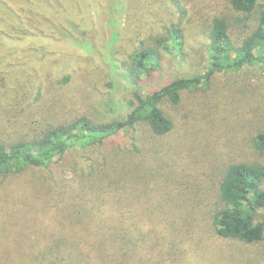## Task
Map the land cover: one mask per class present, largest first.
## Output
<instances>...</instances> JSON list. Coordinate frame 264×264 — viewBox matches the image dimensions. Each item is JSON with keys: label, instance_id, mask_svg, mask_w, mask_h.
I'll list each match as a JSON object with an SVG mask.
<instances>
[{"label": "trees", "instance_id": "1", "mask_svg": "<svg viewBox=\"0 0 264 264\" xmlns=\"http://www.w3.org/2000/svg\"><path fill=\"white\" fill-rule=\"evenodd\" d=\"M168 1L178 15L176 23L140 39L124 63L135 81L161 69L162 51L182 49L181 20L190 21L197 3ZM219 3L210 15H200L207 18L196 25L209 51L208 77L263 59L255 51L264 52V6L259 0ZM257 11V25L251 29L248 21ZM68 24L74 30L75 25ZM203 84V77L192 76L174 79L146 95L135 91L123 122L90 111L62 116L55 104L44 100L48 97L42 89L32 100L20 93L8 102L12 92L6 90L3 101L7 102L0 103V264H157L153 246L162 255H172L174 264H202L204 258L205 264H223L225 256L226 264H247L234 251L223 249L219 254L216 247L210 249L214 251L210 257L205 249L197 251V258L182 249L178 252L176 225L183 217L174 204H179L171 199L161 205L157 197L152 199L160 190L170 192L180 183L171 154L157 146L173 130L170 109ZM122 130L127 134L125 147L104 143ZM246 145L250 154L216 174L213 200L204 214L217 238L251 246L264 240V225L259 221V210L264 208V129L250 131ZM74 148L81 150L78 160L83 166L73 168L66 182L60 181L52 164ZM87 148L99 149L98 154H82ZM47 168L48 181L24 174ZM17 180L24 191L16 198ZM34 191H43L37 200L29 198Z\"/></svg>", "mask_w": 264, "mask_h": 264}, {"label": "rangeland", "instance_id": "2", "mask_svg": "<svg viewBox=\"0 0 264 264\" xmlns=\"http://www.w3.org/2000/svg\"><path fill=\"white\" fill-rule=\"evenodd\" d=\"M192 1L197 4L190 13L191 22L181 20V51H162L161 69L135 81L124 70V63L140 39L159 34L161 26L176 23L178 15L168 0H0V78H4L0 80V103L7 102L3 101L6 90L12 92L9 102L20 93L32 100L42 89L48 97L44 100L55 104L62 116L64 113L70 118L90 111L123 122L133 92L146 95L177 78L203 77L200 89L185 93L182 102L170 109L173 130L162 137L164 146L157 143L171 154L180 183L170 192L156 190L159 193L152 199L157 197L161 205L171 199L179 204L172 203L183 217L176 225L178 252L182 249L197 258V251L205 249V256L210 257L214 252L210 249L216 247L219 254L223 249L234 251L244 263L264 264V240L247 246L217 238L204 214V207L213 200L216 174L230 162L250 154L246 145L249 132L264 129V52L255 51L262 61L208 77L209 51L199 32L200 25H196L207 18L204 12L210 15L220 3ZM189 3L187 6L192 8ZM259 3L264 6V0ZM257 14L248 21L251 29L257 25ZM69 21L75 25L74 30ZM66 77L69 81L64 84ZM126 142L124 130L104 140L114 148L125 147ZM98 150L87 148L82 154L93 156ZM80 152L78 148L70 149L65 158L52 164L60 181L66 182L72 178L73 168L83 166L78 160ZM26 171L24 174L33 180L43 176L41 180L48 181V168ZM14 190L16 198L24 191L18 180ZM42 192L34 191L29 198L37 200ZM259 221L264 225V208L259 210ZM152 250L157 254V264H174L172 255L158 253L155 246ZM205 259L202 264L207 263ZM222 260L226 264L228 256Z\"/></svg>", "mask_w": 264, "mask_h": 264}]
</instances>
